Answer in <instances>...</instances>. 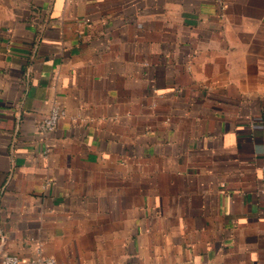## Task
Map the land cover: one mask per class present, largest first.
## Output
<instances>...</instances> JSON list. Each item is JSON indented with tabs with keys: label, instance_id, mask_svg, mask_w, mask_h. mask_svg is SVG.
Segmentation results:
<instances>
[{
	"label": "crops",
	"instance_id": "1",
	"mask_svg": "<svg viewBox=\"0 0 264 264\" xmlns=\"http://www.w3.org/2000/svg\"><path fill=\"white\" fill-rule=\"evenodd\" d=\"M39 252L264 264V0H0V259Z\"/></svg>",
	"mask_w": 264,
	"mask_h": 264
},
{
	"label": "built area",
	"instance_id": "2",
	"mask_svg": "<svg viewBox=\"0 0 264 264\" xmlns=\"http://www.w3.org/2000/svg\"><path fill=\"white\" fill-rule=\"evenodd\" d=\"M64 116V111L59 107L51 109L50 113L42 118L38 123V130L40 132L49 133L53 132ZM32 264H56L55 259L44 256L41 252L31 260ZM0 264H21L19 256L13 254H4L0 259Z\"/></svg>",
	"mask_w": 264,
	"mask_h": 264
}]
</instances>
